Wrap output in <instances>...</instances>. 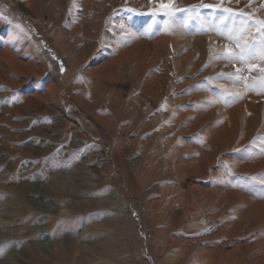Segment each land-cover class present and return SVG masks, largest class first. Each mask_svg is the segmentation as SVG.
I'll list each match as a JSON object with an SVG mask.
<instances>
[{
	"label": "rangeland",
	"instance_id": "1",
	"mask_svg": "<svg viewBox=\"0 0 264 264\" xmlns=\"http://www.w3.org/2000/svg\"><path fill=\"white\" fill-rule=\"evenodd\" d=\"M167 3L0 0V264H264V0Z\"/></svg>",
	"mask_w": 264,
	"mask_h": 264
},
{
	"label": "snow or ice",
	"instance_id": "2",
	"mask_svg": "<svg viewBox=\"0 0 264 264\" xmlns=\"http://www.w3.org/2000/svg\"><path fill=\"white\" fill-rule=\"evenodd\" d=\"M173 4L174 0H168V3L162 4L161 7L169 9V15L175 11H184L183 9H175ZM221 4H223V0H221ZM203 8L214 9L223 13L218 18V23L223 26L221 34L223 35L226 32L227 39L235 46L234 48L226 47L224 53L216 56V59H224L228 62H240L249 71L256 69L257 65L254 63L255 61L264 62V20L253 22L250 19H246L250 14L236 13L230 8H222L219 5L204 4ZM237 19H239L238 25L236 23ZM254 27H256V35L252 36V29ZM250 36L251 39H249ZM259 71L264 73V68H260ZM234 75L236 79L245 81L241 69H237ZM261 84H264V80H261Z\"/></svg>",
	"mask_w": 264,
	"mask_h": 264
},
{
	"label": "bare ground",
	"instance_id": "3",
	"mask_svg": "<svg viewBox=\"0 0 264 264\" xmlns=\"http://www.w3.org/2000/svg\"><path fill=\"white\" fill-rule=\"evenodd\" d=\"M4 58V57H3ZM15 60H13V62H14ZM15 64V63H14ZM16 65H17V62H16ZM13 67V66H12ZM212 137V136H211ZM192 163H193V161H191Z\"/></svg>",
	"mask_w": 264,
	"mask_h": 264
}]
</instances>
